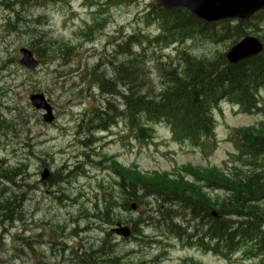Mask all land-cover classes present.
I'll list each match as a JSON object with an SVG mask.
<instances>
[{
	"label": "rangeland",
	"instance_id": "obj_1",
	"mask_svg": "<svg viewBox=\"0 0 264 264\" xmlns=\"http://www.w3.org/2000/svg\"><path fill=\"white\" fill-rule=\"evenodd\" d=\"M66 1L67 4L47 5L42 8L26 9L22 12V16L26 18L25 21L29 20L33 25L41 24L49 37L58 41L62 40L74 48V51L64 54L57 49L53 50L52 56L56 55L59 60L49 66L41 65L37 71L33 72L24 71L17 65L18 51L23 47L37 46L35 42L43 38H31L32 34H29V30L27 31L29 33L22 31L15 33L8 30L6 22L10 17L9 13L0 7V69L4 68L0 73V113L5 114L4 119L6 120V124L0 131V160L6 159L5 166L6 164L12 166L13 169H17L15 173L22 174L28 179L22 185L17 184L19 190L14 189V194L27 193L30 186L29 194H24L23 197L27 201L18 203L20 204V215L12 214L11 216V227L5 217L0 222V264H76L69 259L70 250H88L90 245L97 240L104 239L100 234L102 228L104 229L102 233L111 232L113 226L99 225L101 223L91 220L94 211L93 204L96 201L95 195L101 197L102 193L99 185L114 194L119 190L118 179L110 175L108 164L100 162L103 157H116V160L125 167L136 164L142 172H169L185 164L195 167L215 166L221 169L225 168V164L233 167L240 163L236 162L235 150L229 141L232 130L237 127L256 125L262 119V117L240 114L238 110L230 108L226 103L221 104L214 114L215 144L210 146V154L204 151L208 156L200 150L175 145L171 142L167 130L161 125L154 128L152 140L143 142L135 140L120 122L119 126L112 128L109 133L112 138L105 140L107 143L104 142L103 137H99V141L102 138L100 143L92 144V140H89L85 131L79 143L77 127L81 117L102 103L97 87L89 80V71L97 63H101V72L109 75L112 71L110 60L113 55L112 50L106 47L108 41L115 38L121 30L128 35L144 29V33L149 34L150 38L156 36L158 32L155 27H144V16L151 10L152 0H136L129 5L121 4L115 8L114 6L104 7V18H107L106 30L101 34L95 31L94 38L88 41L85 36L79 34V21L74 22L75 26L68 23L64 27L63 22L69 5L76 12H81L77 8L80 0ZM97 1L93 0V4ZM94 11L95 8H91L92 13L84 15L82 19L91 22ZM39 17H41L39 22H36ZM81 30H84L82 22ZM35 31L37 35L40 34L39 31ZM247 32L251 33V30ZM253 35L264 40V31H256ZM231 43V40L211 43L197 39L193 42H185L184 47L194 55L209 56L214 53L224 54ZM49 47L56 46L49 45ZM172 50L173 48L170 47L162 51V55L173 56ZM150 53V50L146 52L149 56ZM118 60L122 61V58ZM147 71L152 84L157 86L158 79L153 63L147 66ZM33 93H43L50 101L53 108L52 115L55 118L53 124L42 123L41 114L30 107L28 96ZM6 107L7 109L3 111ZM84 128L89 127L82 126V129ZM89 131L93 132L94 137L99 136L98 130L94 127ZM99 162L100 164H97ZM23 163L27 165L28 170L19 168ZM64 167L67 171L57 176L63 178L67 172L70 173L63 183L56 185L50 182L46 185L39 183L40 174L44 169H48L50 174H55L57 169ZM75 171L84 173L78 178ZM3 176L0 188L3 187L5 190L9 180ZM12 191H7L5 196L12 194ZM217 196L223 197L224 193H212V197ZM118 198L123 202L120 195ZM118 198L116 197L117 201ZM256 206L259 207L258 214L262 223L256 227H250L248 233L253 234L255 229L264 234V202ZM158 207L157 201L148 200L147 205L138 208L136 213L120 208L115 214L114 222H117V218L120 217L122 222H127L129 226H132L137 222L140 212H144V219L150 217L157 221L160 214ZM172 211L181 214L184 221L182 228H185L186 232L182 241L175 236L168 235L164 228L155 225L148 228L143 227L145 238L142 240L137 237L123 241L112 234L111 238L114 239L115 245L109 247L108 252L109 249L110 254L123 252L124 261L128 264L141 261L145 264H180L185 259H193L200 264H230V262L231 264H264L263 257L261 259L257 255L252 258L253 252L248 251L256 245L255 240L240 245L233 261H227L213 253H205L203 248L195 245L205 228L202 229L198 221H191L188 212L180 208ZM1 212L5 213L3 208ZM182 219L178 218L177 222L181 224ZM72 221H77L81 229L85 227L89 229L82 234L81 240L76 239L75 243H69L71 241L68 242L66 236L68 232H65L63 237L54 239L58 237L59 229L74 228ZM231 221L236 222L237 220ZM233 226L234 229L237 228L236 224ZM12 227L14 229L9 234L2 233ZM244 227L249 228L246 223ZM15 234H20L21 237V243H17L19 246L16 247L17 250H14V240H12ZM155 239L161 242L148 244L149 241ZM28 241L31 244V251L27 248L18 249L22 247L21 245H27ZM48 242L56 243L58 248L50 250L46 244H43ZM72 244L80 245L73 248ZM256 249L255 246L253 251ZM54 251L58 255H52Z\"/></svg>",
	"mask_w": 264,
	"mask_h": 264
},
{
	"label": "trees",
	"instance_id": "obj_2",
	"mask_svg": "<svg viewBox=\"0 0 264 264\" xmlns=\"http://www.w3.org/2000/svg\"><path fill=\"white\" fill-rule=\"evenodd\" d=\"M119 1L131 0H116ZM263 20L264 16L259 14L254 19L239 21L230 27L229 22L202 24L180 11H158L155 15V21L158 22L161 36L164 38L171 36L186 38L193 28L195 37H203L210 41H238L245 35L255 33V30L263 26L261 23ZM217 26L221 27L219 31L216 29ZM95 27L101 29V22L95 20L91 30ZM31 29L33 28H29L30 33H25L32 34L31 36L36 39L41 38L40 34L37 35V32ZM247 30H251V33H247ZM148 38L133 33L125 43L113 45L114 59L110 60L112 64L110 79H107L105 74L97 73L99 69L101 70L100 63L90 69L91 84H95L106 98L102 106L92 111L88 126L93 123L101 127L106 126L109 118L105 110L114 112L116 116L118 102L125 107V116L131 128L140 130L148 123L165 120L180 139L207 148L215 128L213 109L220 101L226 100L238 105L243 113L264 115V48L258 56L234 66H229L221 53L197 57L182 51L180 54L183 59L177 64L168 58L166 62L161 63L158 57L153 61V68L159 80V86L155 89L151 85L143 60H139L149 48V43L146 44V48L142 47L144 44L142 40L147 41ZM152 43L160 46L156 38ZM162 45H165V41ZM135 46L141 47L138 55L134 54ZM33 52L41 61L47 58L44 55L45 50L40 45L34 48ZM119 57L122 61L118 60ZM1 122L3 121L0 120V125ZM144 136L145 133L138 134L139 138ZM232 142L237 152L236 162L240 164L226 171L216 167L196 168L186 165L182 170L184 175H188V180L181 175L169 178L166 174L153 175V178L149 179L138 173L133 166L124 168L114 161L107 160L110 161V170L119 179L117 182L119 190L113 194L99 185L102 193L101 197L95 195V218L109 226L114 223L113 200L119 193L125 202L123 208L127 210L131 203L140 205L145 196H156L163 204L179 203L182 210L189 212L193 220L205 222L208 230L203 236L208 237L212 243L204 245L198 242L204 250L228 258L247 238L257 239L259 244L262 243L263 238L257 230L254 229L253 234L248 231L250 227L262 223L256 204L264 202V121L254 127L235 129ZM104 161L106 162L105 159ZM4 173L0 178L5 175L9 178L8 185H16L10 169H5ZM204 189L223 191L224 197L222 199L210 197ZM140 192L143 193L142 197L137 196ZM121 203L119 200L118 204ZM8 204L6 199L0 197V222L5 217L1 208L7 212L10 209L7 208ZM163 204L161 206L164 208ZM212 210H216L222 219H213L210 215ZM19 212L20 204L17 203L12 214L20 215ZM167 213L169 214L166 215ZM171 213L167 211L163 217L164 221L172 225ZM233 219L237 221L232 222ZM244 223L248 229L244 227ZM234 224L237 225L236 229ZM106 236L108 238L109 234ZM94 245V243L90 245V251L86 252L84 260L86 264H126L117 253L110 254L113 256L106 253L111 247L110 244L109 247L105 245L107 249L103 247L100 251H92ZM259 250L263 251L261 255L264 257V241ZM183 264L199 263L189 259Z\"/></svg>",
	"mask_w": 264,
	"mask_h": 264
},
{
	"label": "water",
	"instance_id": "obj_3",
	"mask_svg": "<svg viewBox=\"0 0 264 264\" xmlns=\"http://www.w3.org/2000/svg\"><path fill=\"white\" fill-rule=\"evenodd\" d=\"M154 4L156 7L165 9H182L193 17L208 23L233 18L248 19L255 13L264 10V0H154ZM261 50L262 46L256 39L246 37L226 54V60L230 64H236L259 54ZM21 54L23 56L20 61L21 65L27 68H33L36 65L30 52L21 51ZM29 100L35 109L46 112L43 117L45 122L52 121L51 109L44 101L43 96H31ZM115 232L127 237L129 231L127 228H122Z\"/></svg>",
	"mask_w": 264,
	"mask_h": 264
},
{
	"label": "bare ground",
	"instance_id": "obj_4",
	"mask_svg": "<svg viewBox=\"0 0 264 264\" xmlns=\"http://www.w3.org/2000/svg\"><path fill=\"white\" fill-rule=\"evenodd\" d=\"M126 78V77H125ZM103 81V80H102ZM103 84V83H102ZM109 92V91H108ZM3 178H5V179H9L8 177H6L5 175L3 176ZM169 213H167L166 215H168ZM6 218V217H5ZM2 220V219H1ZM2 222V221H1ZM202 224H200V227L203 229L204 228V226H205V222L203 223V222H201ZM71 224H72V226H75L74 228H67V230H64V229H59L58 230V232H57V238H54V239H58V238H61V237H63L64 235H65V232H68L67 233V237H68V242L69 241H71V242H69V243H75V240L76 239H79V240H81L80 238H81V236H82V234L83 233H86L89 229L88 228H83V229H81L80 227H78V223H77V221H72L71 222ZM197 224V223H196ZM190 225V224H189ZM189 227V226H188ZM199 228V227H198ZM208 228V227H207ZM191 229H193V228H191ZM208 230V229H207ZM193 231H194V229H193ZM192 231V232H193ZM196 231V230H195ZM199 231H201V230H199ZM189 232V231H188ZM203 233V232H202ZM56 245V243H54V246ZM77 245H80V244H72V246H73V248H76L77 247ZM100 245V244H99ZM37 249V248H36ZM90 249V248H89ZM84 250V249H82V250H70L69 251V259H72V261L73 262H75L76 264H86V262L84 261L85 260V256H86V252L87 251H90V250ZM29 250V249H28ZM66 250V249H65ZM98 249H97V247L96 246H94L93 247V249H92V251H97ZM53 251V250H52ZM51 253V252H50ZM55 254H57L58 255V253H56V252H53L52 253V255H54L55 256ZM74 254L76 255L75 257H74ZM117 256H119V254L117 255ZM47 257H48V255H47ZM46 257V258H47ZM51 257V256H50ZM61 257V256H60ZM57 258H58V256H57ZM48 259V258H47ZM46 259V260H47ZM50 260V259H49ZM58 260V259H57ZM55 261V260H54ZM50 262V261H49ZM58 263V262H57Z\"/></svg>",
	"mask_w": 264,
	"mask_h": 264
},
{
	"label": "flooded vegetation",
	"instance_id": "obj_5",
	"mask_svg": "<svg viewBox=\"0 0 264 264\" xmlns=\"http://www.w3.org/2000/svg\"><path fill=\"white\" fill-rule=\"evenodd\" d=\"M55 252V251H54Z\"/></svg>",
	"mask_w": 264,
	"mask_h": 264
}]
</instances>
